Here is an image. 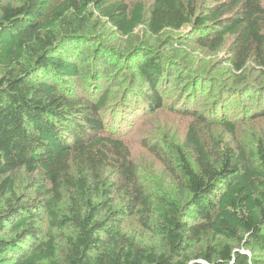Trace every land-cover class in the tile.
<instances>
[{
    "label": "trees",
    "instance_id": "16d2710c",
    "mask_svg": "<svg viewBox=\"0 0 264 264\" xmlns=\"http://www.w3.org/2000/svg\"><path fill=\"white\" fill-rule=\"evenodd\" d=\"M0 264H264V0H0Z\"/></svg>",
    "mask_w": 264,
    "mask_h": 264
},
{
    "label": "rangeland",
    "instance_id": "374dc122",
    "mask_svg": "<svg viewBox=\"0 0 264 264\" xmlns=\"http://www.w3.org/2000/svg\"><path fill=\"white\" fill-rule=\"evenodd\" d=\"M202 57L203 59L200 60ZM193 58L196 59L198 63H204L207 66L206 68H208V70L210 69L209 68L210 65L213 64L212 62L216 59L214 57H209L205 53H198V52L195 53V55H193ZM152 116H153L152 118L149 116V118L147 117L139 122V124L141 123V125L138 128V132L134 131L128 134L127 136L129 139L133 137L129 141V143L133 147L136 156L139 157L142 161L145 158H149V156L144 152L146 150L142 149L139 145L138 138L141 132H143V135H148L150 132H152V130H154L157 124L166 123L172 125L173 128L177 130L180 134H183L187 123L185 119H181L178 116H175L174 114L165 111L159 113L158 115H152Z\"/></svg>",
    "mask_w": 264,
    "mask_h": 264
}]
</instances>
